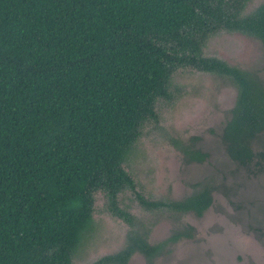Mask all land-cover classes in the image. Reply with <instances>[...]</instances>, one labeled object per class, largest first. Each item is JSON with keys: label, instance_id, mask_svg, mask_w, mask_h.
I'll return each instance as SVG.
<instances>
[{"label": "trees", "instance_id": "1", "mask_svg": "<svg viewBox=\"0 0 264 264\" xmlns=\"http://www.w3.org/2000/svg\"><path fill=\"white\" fill-rule=\"evenodd\" d=\"M251 1L0 0V264H75L95 229L97 193L130 230L122 249L91 264H128L135 253L151 263L182 235L150 243L125 195L146 210L201 215L212 205L208 187L146 200L126 168L180 70L234 85L222 142L239 166L264 173L253 147L264 136V82L205 54L223 31L264 46V0L247 12Z\"/></svg>", "mask_w": 264, "mask_h": 264}, {"label": "rangeland", "instance_id": "2", "mask_svg": "<svg viewBox=\"0 0 264 264\" xmlns=\"http://www.w3.org/2000/svg\"><path fill=\"white\" fill-rule=\"evenodd\" d=\"M262 1L252 0L247 12ZM205 54L252 72L264 82V46L256 38L223 31L209 40ZM173 83V97L159 103V119L145 126L126 168L146 200H181L208 187L214 201L197 215L146 210L133 194L125 195L124 202L151 243L182 234L151 264H264V173L239 166L222 142L236 104V88L226 78L189 68L178 71ZM184 147L199 149L204 160L190 162ZM253 147L264 152V136ZM95 209V229L75 264H91L126 243L130 226L105 209L101 193L95 195ZM128 264L150 263L136 253Z\"/></svg>", "mask_w": 264, "mask_h": 264}, {"label": "flooded vegetation", "instance_id": "3", "mask_svg": "<svg viewBox=\"0 0 264 264\" xmlns=\"http://www.w3.org/2000/svg\"><path fill=\"white\" fill-rule=\"evenodd\" d=\"M172 211H174V210H172ZM176 212H178V211H176ZM178 213H185V212H178ZM201 215H202V214H201ZM190 228H191V227H190ZM169 238H170V237H169ZM166 240H167V239H166ZM162 242H163V241H162ZM150 243H151V242H150ZM157 243H158V242H157ZM169 243H170V242H169ZM152 244H153V243H152ZM167 244H168V243H167ZM165 247H166V246H165ZM165 247H164V248H165ZM162 252H163V251H162ZM162 252H161V253H162ZM135 254H136V253H135ZM135 254H134V255H135ZM144 258L146 259L145 256H144ZM155 259H156V258H155ZM155 259H154V260H155ZM154 260H153V261H154ZM146 261H147V259H146ZM153 261H152L151 263H153ZM147 262H148V261H147ZM148 263H150V262H148ZM151 263H150V264H151Z\"/></svg>", "mask_w": 264, "mask_h": 264}]
</instances>
